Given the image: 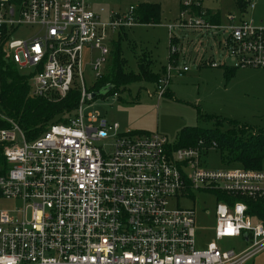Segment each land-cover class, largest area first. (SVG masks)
Here are the masks:
<instances>
[{
    "label": "built area",
    "instance_id": "1",
    "mask_svg": "<svg viewBox=\"0 0 264 264\" xmlns=\"http://www.w3.org/2000/svg\"><path fill=\"white\" fill-rule=\"evenodd\" d=\"M192 7L201 8L199 1L180 0L176 23L166 26L169 58L153 86L157 98L172 76L187 72L177 68L174 29L214 30L222 37L231 62L207 58L210 68H264L263 27L233 18L225 26L212 24ZM132 11L101 21L102 9H91L89 0H0V54L17 70H31L29 96L79 94L73 114L33 141L0 115L9 124L0 130L7 167L0 174V201L18 203L0 209V264H250L264 251V218L250 214L245 202L264 200L263 170H207L200 160L214 144L175 149L157 133H119L98 112L84 113L93 93L109 86L88 92L84 68L95 83L101 79L111 35L138 25ZM24 26L38 31L13 40ZM194 193L216 201L213 240L201 248L194 210L180 205ZM220 196L237 200L231 205ZM224 240L239 248L219 249L216 242Z\"/></svg>",
    "mask_w": 264,
    "mask_h": 264
},
{
    "label": "rangeland",
    "instance_id": "2",
    "mask_svg": "<svg viewBox=\"0 0 264 264\" xmlns=\"http://www.w3.org/2000/svg\"><path fill=\"white\" fill-rule=\"evenodd\" d=\"M201 8L217 14L218 24L225 26L228 18L234 22L242 19L264 28V0H248L253 9L245 7L243 12L237 0H198ZM140 3H154L160 7L159 22L154 26L136 25L125 31L121 50L127 62V71H137L138 60L145 56L151 71L158 73L169 58V37L167 25L176 23L180 0H89L90 8L102 9L101 21L110 13L126 12ZM38 28L24 26L13 35V40H25L34 35ZM178 40L177 68H187L182 76H172L167 94L157 98L152 83L139 82L127 87H118L117 96L112 94L95 97L83 106L84 113L96 111L109 123L118 125V132L130 131L136 134L157 133L166 137L170 145L180 141L181 132L189 128L211 130L217 133L239 134L264 132V68H239L232 78L226 79L224 68L200 67V60L213 57L214 61L231 62L225 59L222 37L214 30L208 32L174 29ZM112 40L117 34L111 35ZM147 62V63H148ZM21 75L30 76L31 70H18ZM105 73V71H101ZM85 87L92 91L95 79L89 67L83 71ZM92 93V92H91ZM201 167L207 170H222L240 167L224 165L216 150H209L201 157ZM264 171V159L261 162ZM213 196L194 193L190 200L180 202L182 207H191L195 214V234L198 248L204 242L213 240L214 206ZM18 203L0 201V209H13ZM219 249H237L238 242H216ZM250 264H264V251L257 254Z\"/></svg>",
    "mask_w": 264,
    "mask_h": 264
},
{
    "label": "trees",
    "instance_id": "3",
    "mask_svg": "<svg viewBox=\"0 0 264 264\" xmlns=\"http://www.w3.org/2000/svg\"><path fill=\"white\" fill-rule=\"evenodd\" d=\"M247 3L248 0L236 1L241 12L245 10L246 6H249ZM131 7L133 8V19L138 25L154 26L158 24L160 16L158 4L140 3ZM200 11L205 13L208 22L218 23L217 14L208 13L202 8H191L193 14H199ZM125 37V31L121 30L117 34V39L111 42L105 73L92 87V90L95 91L102 86L109 85L111 90L107 95H113L118 87L125 88L139 82L152 83L154 86L161 76L162 72L151 71L145 56L138 60L136 72L127 71V62L121 50V42ZM223 68L224 77L232 78L236 69ZM29 91V77L21 75L9 60L0 54V115L14 122L27 141L38 138L50 124L62 122L65 117L72 115L77 107L79 94L74 89L63 99L51 100L30 97ZM7 128H9V124L0 119V130ZM247 129L241 127L239 134L217 133L198 128L185 129L181 132L180 142L173 148H209L214 144V150L220 154L224 165H238L247 170H260L261 162L264 159V132H246L245 134L244 131ZM6 168L0 147V174H3ZM218 199L231 205L237 200L226 196H220ZM245 202L250 207L248 211L250 214L264 218V200H246Z\"/></svg>",
    "mask_w": 264,
    "mask_h": 264
},
{
    "label": "water",
    "instance_id": "4",
    "mask_svg": "<svg viewBox=\"0 0 264 264\" xmlns=\"http://www.w3.org/2000/svg\"><path fill=\"white\" fill-rule=\"evenodd\" d=\"M110 90H111V86H106L103 89L94 92L92 97L95 98L99 96H105Z\"/></svg>",
    "mask_w": 264,
    "mask_h": 264
},
{
    "label": "crops",
    "instance_id": "5",
    "mask_svg": "<svg viewBox=\"0 0 264 264\" xmlns=\"http://www.w3.org/2000/svg\"><path fill=\"white\" fill-rule=\"evenodd\" d=\"M208 58H209L211 61H212V60L214 61L213 57H208ZM164 66H165V65L161 66V68L158 70V71H159L158 73H161V72L163 73V71H164ZM199 66H200V67H208V66L205 65V63H204V59L201 60ZM222 74H223V76H224V71H222ZM169 84H170V82H169ZM167 90H168V89H167Z\"/></svg>",
    "mask_w": 264,
    "mask_h": 264
},
{
    "label": "snow or ice",
    "instance_id": "6",
    "mask_svg": "<svg viewBox=\"0 0 264 264\" xmlns=\"http://www.w3.org/2000/svg\"><path fill=\"white\" fill-rule=\"evenodd\" d=\"M229 231H231V230H229Z\"/></svg>",
    "mask_w": 264,
    "mask_h": 264
}]
</instances>
